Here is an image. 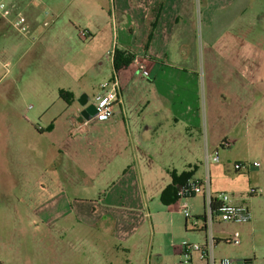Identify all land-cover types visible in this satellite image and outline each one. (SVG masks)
<instances>
[{
  "label": "crops",
  "instance_id": "0c3cea01",
  "mask_svg": "<svg viewBox=\"0 0 264 264\" xmlns=\"http://www.w3.org/2000/svg\"><path fill=\"white\" fill-rule=\"evenodd\" d=\"M15 1L28 17L30 29L23 35L33 39V46L38 37L43 46L42 37L48 32L49 41L55 39L50 56L81 66L72 72L64 67L59 74L57 91H71V102L59 97L52 117L41 118L42 109L38 117H27L29 126L21 125V132L34 144L50 145L45 166L50 188L82 192L76 204L68 195L53 203L73 207L82 223V232H71L84 246L81 264H152L153 260L159 264L166 255L176 256L178 264H193L195 253L185 263L183 242L177 243L175 236L183 237V225L187 230L194 217L193 228L205 230L204 212L192 204L193 218L184 216L182 222L177 202H163L168 189L180 184L173 172L193 170L189 180L208 175L214 193L226 192L244 203L231 193L230 184L224 189L213 184L211 171L220 173L225 163L212 162L213 170L210 163L206 171L197 172L207 151L219 153L220 147L231 148L240 141L250 151V128L264 126V42L255 46L230 31L248 28L241 10L230 12L241 0H72L70 23L45 31L54 21L57 24L60 12L52 8L43 13ZM8 23L2 20L0 29ZM201 40L204 53L199 64ZM132 47L137 50L134 60L116 70L115 52L129 53ZM246 47L254 54L246 55ZM138 63L148 76L141 74ZM113 76L119 80L120 98L112 116L98 120L95 95ZM21 149L25 152L26 144L21 143ZM33 151L46 156L44 148ZM1 171L0 188L21 191L20 167L15 183ZM197 195H202L204 205L203 194ZM218 223L213 230L220 241V231L214 227ZM251 227L257 222L252 221ZM56 234L52 235L64 236ZM50 253L56 261L59 254Z\"/></svg>",
  "mask_w": 264,
  "mask_h": 264
},
{
  "label": "rangeland",
  "instance_id": "374dc122",
  "mask_svg": "<svg viewBox=\"0 0 264 264\" xmlns=\"http://www.w3.org/2000/svg\"><path fill=\"white\" fill-rule=\"evenodd\" d=\"M71 1L22 0V4L25 7L36 6L43 13L50 12L52 8L60 12L58 20L55 19L56 22L58 21L57 24L54 25V21L51 26L43 29L45 31L48 28L70 23L69 12L75 9ZM198 1L200 3V0ZM240 10L241 19L248 28L246 31L232 28L230 31L237 39H244L245 42L258 46L264 42V0H241L230 12L234 14L235 11ZM4 19L0 14V22L3 20L6 23L7 20ZM73 30L77 32L74 27ZM44 36L43 46L40 43L41 37H38L36 45L33 46V39L25 37L10 23L4 29H0V58L12 61L9 71L0 80V171L6 172V175L10 174L9 180L15 183L18 167L21 170V191L18 189L3 191L0 188V264L82 263L84 250L82 240L80 236L78 239L71 236V232H82V223L77 219L76 212L71 210L73 207L64 208L62 204L60 206L53 204L54 200H60V196L63 195L73 197L70 201L76 204L78 201L75 199L81 197L82 192L50 188L48 182L50 174L45 167L49 159L50 151L47 149L50 145L47 141L34 144V139L21 132V125L29 126L27 117H38L39 112L45 109L40 117L47 120L57 112L59 107L56 104L60 100L57 85L62 81L59 74L64 72V67L70 72L81 70V66L77 68L64 64L59 59H53L49 49L55 39L51 43L50 38L47 37L48 32ZM75 39L79 41L77 35ZM47 41L49 44L46 43ZM199 42L198 57L201 64L200 55H203L204 47L203 40ZM69 48L70 46H67L66 50ZM244 53L251 56L254 54V49L246 47ZM3 73L4 71L0 69V76ZM140 89L145 90V85ZM261 119H264V115ZM249 136L252 140L250 151H247L244 141L233 144L231 148L220 147L219 159L226 166L218 174L211 172L214 185L224 189L230 184L234 188L231 193L249 204L252 210L251 222L256 221L257 227L252 228L251 222L216 224L214 227L220 231L218 234L221 237L216 246V254L219 257L229 256L235 264H264V126L260 129L250 128ZM21 143L26 144L25 152H22ZM38 148H44L45 157L33 151ZM254 161L260 162L261 166L252 165ZM236 162L245 163L246 167L236 170L234 168ZM205 169V160H203L197 175L206 171ZM41 179L47 180L48 183L43 182L40 185ZM201 196L188 199L192 215L194 212L192 204L195 209L204 212ZM60 214L62 219L56 220L55 217ZM180 219L184 222V215L181 214ZM194 220L195 217L189 220L187 230L183 225L181 233L183 237L179 238L177 233L175 234L177 243L183 241L201 243L206 239L205 230L193 228ZM56 231L62 232L65 237L55 238L52 234H56ZM66 232L69 236L65 235ZM236 232L239 233V244L227 243L225 239ZM168 238L172 240L171 235ZM124 245L125 243H122V246ZM51 250L59 254L56 261L50 255ZM246 259H251V262ZM152 264L158 263L153 260ZM159 264H178V258L166 255ZM193 264H203L197 253L193 257Z\"/></svg>",
  "mask_w": 264,
  "mask_h": 264
},
{
  "label": "built area",
  "instance_id": "2783aa9c",
  "mask_svg": "<svg viewBox=\"0 0 264 264\" xmlns=\"http://www.w3.org/2000/svg\"><path fill=\"white\" fill-rule=\"evenodd\" d=\"M0 14L5 18L18 32L27 34L30 26L28 17L20 9L19 4L15 0H0ZM49 21H45L44 25L48 26ZM85 31H82V35L85 36ZM130 53H134L136 56L137 50L130 48ZM110 55H114L111 53ZM12 65L11 59L0 58V69L4 73L2 77L9 71ZM139 69L143 76H148L149 71L143 64L138 63ZM102 91L95 95V109L96 118L98 120H107L113 114L114 104L120 98V84L116 76H113L111 80L105 81L101 84ZM225 142L223 145H227ZM218 150L213 152H206L205 165L212 162H219ZM253 165L260 166V162H254ZM246 167L245 163L236 162L234 168L241 170ZM197 194H203L204 196V221L206 239L201 243L183 241V252L185 256V263H188L186 259L192 258L193 253H197L199 260L203 264H235L234 260L229 256H217L216 246L219 243L217 241L213 224L216 221L229 222V223H248L252 220V211L250 207L245 203L236 202L232 199L231 195L226 192L214 193L211 189L210 178L207 175L203 179L189 180L185 183L178 185L177 187V199L179 209L186 218H193L191 213V205L188 201L189 198L196 196ZM197 224V221H194ZM228 243L237 245L239 244V233L236 232L231 235L227 240ZM191 256V257H189Z\"/></svg>",
  "mask_w": 264,
  "mask_h": 264
},
{
  "label": "trees",
  "instance_id": "16d2710c",
  "mask_svg": "<svg viewBox=\"0 0 264 264\" xmlns=\"http://www.w3.org/2000/svg\"><path fill=\"white\" fill-rule=\"evenodd\" d=\"M134 58H135V54L134 53H130V52L129 53H124L123 51L117 50L115 52V56H114L115 69L118 70L123 65L130 64L134 60ZM59 97L64 99L66 102L69 103L73 99V94L69 90L60 89L59 90ZM193 173H194V171L192 170L190 172H182L179 175H176L173 172V175H174L175 179H177L178 183L182 184V183H185V182L189 181V179H187V178L192 177ZM195 180H197V179H195ZM176 199H177V188H172L171 187L164 194L163 202L165 204H170V203H173L174 201H176ZM226 242L228 243L227 240H226Z\"/></svg>",
  "mask_w": 264,
  "mask_h": 264
}]
</instances>
